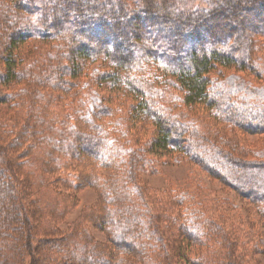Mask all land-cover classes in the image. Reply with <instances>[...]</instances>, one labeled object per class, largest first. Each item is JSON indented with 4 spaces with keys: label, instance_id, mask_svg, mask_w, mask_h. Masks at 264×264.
Listing matches in <instances>:
<instances>
[{
    "label": "trees",
    "instance_id": "trees-1",
    "mask_svg": "<svg viewBox=\"0 0 264 264\" xmlns=\"http://www.w3.org/2000/svg\"><path fill=\"white\" fill-rule=\"evenodd\" d=\"M185 161L247 204L145 185ZM254 228L264 0H0V264H255Z\"/></svg>",
    "mask_w": 264,
    "mask_h": 264
},
{
    "label": "rangeland",
    "instance_id": "rangeland-1",
    "mask_svg": "<svg viewBox=\"0 0 264 264\" xmlns=\"http://www.w3.org/2000/svg\"><path fill=\"white\" fill-rule=\"evenodd\" d=\"M124 21H122L123 23ZM114 30L112 27L110 28ZM42 49H47V47H42ZM259 137L262 136H249L248 137V143H253L256 141ZM255 139V140H254ZM172 163V162H171ZM160 173L144 176V183L146 186L153 188V189H161L166 186V181L168 179H171L173 181H178L179 183L184 182H194L197 185L200 186V188L203 189L202 194H200L203 201H205L209 206L212 207L214 202H216L213 199L221 198V197H227L230 198L232 201H234L238 205H246L247 202L243 201V199L238 196L237 193L232 191L231 189L221 186L216 181L210 180L205 173L197 168L192 163L189 162H183L181 164H169L159 166ZM190 183V182H189ZM77 203L76 207L70 210V212L62 219V222L59 223V226L62 229H66L68 224H70L72 221H74L79 215L80 212L83 211L85 208L91 207L96 204L97 199V192L92 188H85L82 190L77 191L75 194ZM216 209V208H215ZM259 231L262 234H264V229L261 228H254L253 232ZM90 233L95 239L98 240H104L102 233H99L97 230L90 228ZM247 255V258H249V255ZM251 260H255V264H264V254H254L250 257ZM249 259V260H250Z\"/></svg>",
    "mask_w": 264,
    "mask_h": 264
}]
</instances>
